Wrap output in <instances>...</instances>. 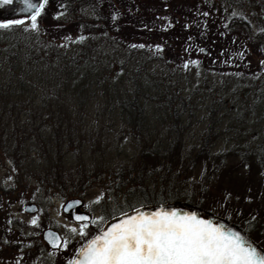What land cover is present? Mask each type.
<instances>
[{"label":"rangeland","instance_id":"1","mask_svg":"<svg viewBox=\"0 0 264 264\" xmlns=\"http://www.w3.org/2000/svg\"><path fill=\"white\" fill-rule=\"evenodd\" d=\"M147 5L166 23L181 26L177 28L179 34L174 40L166 41L175 46V52L199 51L204 47L201 32L206 31L211 40V46L204 47L208 51L206 55L208 58L215 55L221 65L242 56H250L255 65L264 59L260 50L263 47L264 52V0H163L160 3L147 0ZM4 23L24 26L32 21H0V24ZM245 43L247 49H243ZM102 45L101 56L108 70L104 72L102 87L93 85L94 93L85 104L83 123H77L75 119L70 125L60 122V112L55 105L50 108L55 114L45 123L53 121L54 129L61 124L58 137L65 154L60 173L64 177L55 176L57 165H47L40 152L29 151L37 147V142L30 141L36 138L34 134L28 136L32 125L28 122V97L20 98L21 102L11 99L17 107L12 116L7 114L0 121V188L7 191L0 192V210L16 219L13 227L0 225V232H6L4 236L8 241L17 239L15 236L30 235L32 243L29 251H14L9 243L0 247V264H71L78 250L110 218L112 209L118 207V203H124L127 190L138 196L139 186L129 182L126 174L122 176V169L136 160L143 145H163L178 133L182 136L181 151L186 156L197 151L204 137L211 141L212 153L264 144L263 68L254 79H241L231 77L232 71L219 73L209 64L205 68L196 62L179 67L165 61L145 62L141 57L129 58L127 51L117 45ZM144 85H149V89L143 90L141 86ZM126 92L131 97H139L144 121L140 127L130 122L134 117L130 118L120 103V97L127 98ZM46 128L51 133L53 125ZM70 128L75 135L72 140L68 135ZM78 129L88 136L86 140ZM82 139L88 142L80 146ZM17 145L20 149L14 154ZM183 160L170 171L157 173L155 182L149 178L142 185L154 191L152 195L157 199H163L162 195L168 191L172 195L179 192L183 196H194L193 200L200 204H192L222 217L225 216L221 213H228L229 217L225 218L233 223L247 217L242 213L248 209L244 202L250 199L243 190L251 181L247 176L242 175L238 184L231 187L230 182L207 176L199 165L193 167L189 160ZM56 161L55 157L54 163ZM229 188L232 193L225 199L224 194ZM235 189H240L237 198L233 195ZM137 196L133 200L136 199L137 206L142 205L140 202L143 201ZM72 197L81 198V208L91 215V221L85 224L87 227L62 212V205ZM232 198V203L238 205L236 211L218 207L220 203L226 207ZM27 202L36 203L38 210L33 214L25 212L23 207ZM46 228L60 233L59 248H50L42 239ZM36 247H41L39 253Z\"/></svg>","mask_w":264,"mask_h":264},{"label":"trees","instance_id":"2","mask_svg":"<svg viewBox=\"0 0 264 264\" xmlns=\"http://www.w3.org/2000/svg\"><path fill=\"white\" fill-rule=\"evenodd\" d=\"M156 1L163 2V0ZM4 24H8L9 27H0V102H2L0 121L7 114L12 116L16 109L17 104L11 99L18 102L20 98L28 97V122L32 124L28 129V136L34 134L37 138L30 140L32 143L37 142V147L29 151L40 152L41 156L46 158L47 165H57L55 176L58 178L64 177L60 173L65 154L58 137V127L61 124L54 129L52 121L50 123L53 125L52 132L49 133L46 127L50 124L45 125V123L55 114V111L50 109L54 105L60 112V122L65 121L69 124L75 119L77 123H83L85 104L94 93L93 85L102 87L105 80L104 72L108 70L100 51L104 47L103 43L117 45L127 51L129 58L141 57L145 62L165 61L173 63L175 67L196 62L208 68L209 64L219 73L223 70L227 73L232 71L229 74L235 78L252 80L259 71H262L259 64L255 65L250 61V56H242L238 60L228 61L229 64L221 65L215 55L208 58L209 55H203L201 50L192 53L181 50L175 52V46L166 41L174 40L173 38L179 34L177 28L181 26L166 23L155 11L148 9L147 0H47L41 15L37 17L36 29L31 27V23L24 26ZM183 29L188 31L186 28ZM194 31L198 30L194 29ZM201 33L203 36L201 45L208 49L211 46L208 33L206 31ZM244 46L243 49H247L246 43ZM260 50L264 54L263 47H260ZM141 88L149 89V85ZM126 93L127 98H119L122 108L129 113L130 118L134 117L130 122L140 127L144 121L141 117L139 97L138 95L131 97L128 92ZM10 104L11 106H8ZM69 104L73 106L69 107ZM129 107L135 109V112L132 113ZM50 112L53 113L50 115ZM78 132L82 137H86L84 140L87 139L88 136L83 135L82 130L78 129ZM68 135L70 140L74 139V130L70 128ZM181 137L178 133L174 139L170 138L163 145L161 143L160 146L143 145L136 160L124 165L122 176L126 174L129 182L139 186L138 196L143 201L140 203L153 204L181 200L200 204L193 200L194 196H183L179 192H173L172 195L168 191L161 194L163 199H157L152 195L154 191L147 188V185H142L146 184L149 178L155 182L158 178L157 173L160 174L163 170L170 171L173 166L183 163V158L189 160L193 167L199 165L207 176H215L214 178L230 182L231 187L238 184V179L242 175L247 176L251 181L250 184H245L243 190L246 191L244 195L249 194L250 199L244 202L248 209L242 212L247 217L242 219L244 222L233 221L264 247V144L248 146L243 150L232 147L228 151L212 153V143L209 138L204 137L197 151L189 157L181 151ZM84 140H80V146L88 142ZM18 149L20 146H15L14 154ZM55 157L57 161L54 163ZM16 166L18 167L17 163ZM46 180L49 181L50 178L47 177ZM238 190L240 189L234 190L233 195L236 198ZM0 192L7 191L0 188ZM231 193L232 190L229 188L224 198L228 199ZM136 194L130 189L127 190L124 203H118V207L112 209L110 217L137 206L136 199L133 200ZM232 201L233 198L230 203L227 202L226 207L221 206V203L217 205L222 209L236 211L237 202L232 203ZM1 205L0 198V208ZM227 214L221 213L228 218L229 214ZM0 221V225L3 224L8 228L13 227L16 219L2 209ZM1 233L2 231L0 247L8 246L9 243V246L14 247V251L32 249L30 235L23 234L21 238L15 236L17 239L12 238L8 241L4 236L6 232ZM36 249L38 253L41 251V247Z\"/></svg>","mask_w":264,"mask_h":264},{"label":"snow or ice","instance_id":"3","mask_svg":"<svg viewBox=\"0 0 264 264\" xmlns=\"http://www.w3.org/2000/svg\"><path fill=\"white\" fill-rule=\"evenodd\" d=\"M12 2L0 0V5ZM25 3L35 8L31 27L36 29L47 0L38 5L28 0ZM79 255L73 264H264V254L238 233L225 231L195 214L167 211L125 214L119 223L93 237Z\"/></svg>","mask_w":264,"mask_h":264},{"label":"water","instance_id":"4","mask_svg":"<svg viewBox=\"0 0 264 264\" xmlns=\"http://www.w3.org/2000/svg\"><path fill=\"white\" fill-rule=\"evenodd\" d=\"M29 3L33 5H38L42 3V0H28ZM35 8H29L28 3H25V0H13L11 4L8 5H0V21L2 20H15L20 18H25L26 20L34 14ZM201 53L203 55L207 54V49L202 47ZM259 66L264 69V59L259 62ZM83 201L79 197H72L67 199L62 205V212L65 213L70 219L74 222H88L91 220V215L81 209ZM23 210L27 213L33 214L38 210V206L34 202L25 203ZM136 210H140L145 214H150L152 212H177L181 214H195L199 219L210 221L213 225L217 227L223 228L225 231L238 233L241 237H243L247 242L251 243L253 247L257 249L258 252L264 254V248L258 244L244 229H242L236 223L217 215L205 208L194 205L192 203H188L186 201L181 200H173L167 201L164 203H153V204H142L136 207L127 209L122 211L110 218H108L102 225L101 229L91 238L84 243V245L78 250L76 255L74 256L71 264L74 261L79 260L81 250L88 244V242L100 234L101 231L106 230L112 224L119 223L122 218H124L125 214L134 215L136 214ZM77 217H86V219L79 220ZM42 239L44 242L52 249H57L61 245L62 237L60 233L53 228H46L42 232Z\"/></svg>","mask_w":264,"mask_h":264},{"label":"flooded vegetation","instance_id":"5","mask_svg":"<svg viewBox=\"0 0 264 264\" xmlns=\"http://www.w3.org/2000/svg\"><path fill=\"white\" fill-rule=\"evenodd\" d=\"M23 19H25V18H23ZM28 19H31V18H28ZM28 19H27V20H28ZM25 20H26V19H25ZM81 209H82V208H81ZM91 219H92V217H91ZM90 221H91V220H90ZM90 221H89V222H90ZM89 222H87V223L81 222V225L88 224ZM102 225H103V224H102ZM101 227H102V226H101Z\"/></svg>","mask_w":264,"mask_h":264}]
</instances>
